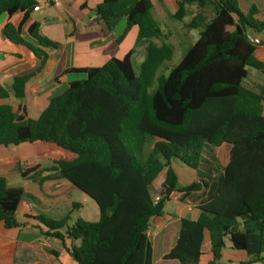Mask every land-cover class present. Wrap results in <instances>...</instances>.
I'll use <instances>...</instances> for the list:
<instances>
[{"label":"trees","instance_id":"obj_1","mask_svg":"<svg viewBox=\"0 0 264 264\" xmlns=\"http://www.w3.org/2000/svg\"><path fill=\"white\" fill-rule=\"evenodd\" d=\"M38 5V0H0V15L24 14L18 28L4 27V37L37 58L33 71L14 79L11 91L17 99L43 71L45 50L59 48L39 34L37 24L28 28L32 41L21 37V26ZM188 5L211 7V18L195 15L183 25L202 29L167 75L159 71L174 48L156 43L162 32L150 0H102L95 13L98 25L111 32L125 22L114 46L137 28L135 47L144 46L138 74L131 49L123 58L111 54L100 67L62 70L56 82L71 74L85 79L69 81L35 120H22L8 105L0 106V146L41 142L72 155L53 161L47 170L52 176L41 177L45 170L39 167L20 174L40 184L64 179L95 204L97 222L77 219L70 225L68 215L36 218L42 236L69 241L65 250L76 264H153L150 221L164 215L173 197L198 201L197 216L179 220L175 244L162 260L200 264L207 233L209 264L220 261L226 240L231 249L248 255L242 264L264 262V87L250 89L243 83L247 68L264 77V62L255 56L264 41L255 45L248 34L264 32V11L251 5L242 12L237 0H181L175 20L186 16ZM8 96L0 86V99ZM222 146L228 150L227 164L216 179L179 183L173 163L197 172L204 149ZM22 197L20 188H8L0 178V224L5 229L20 226L15 212Z\"/></svg>","mask_w":264,"mask_h":264},{"label":"crops","instance_id":"obj_2","mask_svg":"<svg viewBox=\"0 0 264 264\" xmlns=\"http://www.w3.org/2000/svg\"><path fill=\"white\" fill-rule=\"evenodd\" d=\"M179 1L181 0H150L151 15L159 27L160 23L165 24L171 18L174 19ZM237 1L242 12H247L251 5H255L260 12L264 11V0ZM38 2V7L28 15L27 21L21 26V37L30 40L27 33L28 28L32 24H37L39 34L58 43L59 48L57 50H45L48 57L46 65L41 73L27 82L22 99H17L12 94L11 87L16 77L28 74L35 69L37 58L26 47L9 41L3 35L4 27L8 24L18 28L22 23L24 14L18 12L10 16L7 14L0 15V86L9 91L7 99H0V106L8 105L12 112L22 120L37 119L46 108L50 98L56 95L57 86L63 85L66 88V84L70 81L68 76L64 77L63 82L55 81V77L62 70L100 67L109 60L111 54H114L116 58H123L131 49H134V54L136 52L134 46L137 36L136 27H132L122 42L114 46V39L119 35L115 33L116 28L107 32L104 27L95 22V9L102 0H58L57 6L46 4L43 0H38ZM193 6H186V10L190 9V11L191 8L195 7L192 18L204 13L203 9ZM209 19L210 17L206 21ZM161 32L162 37L161 40L156 41L157 44L167 41V37L176 33L168 28L161 29ZM248 34L251 38L262 41L257 38L255 33L250 31ZM167 44L173 46L171 43ZM137 48V52L143 55L144 46ZM173 48L175 50L174 46ZM255 56L264 62L263 46L256 48ZM50 66L51 73L49 74ZM244 86L250 89L256 87H248L245 83ZM61 158L71 159L72 155L54 145L41 142L22 143L8 147L0 146V178L5 180L8 188H20L23 192V197L15 212V218L20 226L15 229H5L0 224V263L12 261V264H76L65 250V247L69 246V241L65 240L64 243L54 239L46 241L47 237L42 236L37 228L36 218L43 216L54 219L51 216L58 215L61 210L62 213H65L70 208V212L77 211L80 206L72 210L73 204L78 205V203L73 202L72 197L82 196L83 200L90 199L64 179L52 177L43 180L40 184L23 178L20 174V171L25 169L39 167L40 170H45L40 174L41 177L52 176L54 172L47 170L52 167L53 161ZM176 164L173 163L172 167L182 186L197 182L199 179L207 180L204 177H198V174H201L199 173L200 168L196 172L180 163H178L179 167ZM169 202L188 207H183V210H180L178 214H165L164 212L162 217L153 218L150 221L147 236L152 247L153 264H157V262L160 264H178L177 262L162 260L163 255L174 246L179 229L176 223L174 236L167 243L166 239L171 234V231L167 232V227L172 219L179 223L181 218L194 220L197 216L198 201L179 202L176 197H173ZM171 216H175V218ZM73 223L74 221L70 218L69 224ZM30 230L38 231V234H23V231ZM162 244L164 245L161 246ZM160 246L166 247L168 250L154 262V249H159ZM50 251L56 254L54 255ZM224 251H222L220 261L216 264H242L249 259L245 252L233 250L230 245L226 257ZM210 262L209 237L205 233L200 264H209ZM253 264H264V262Z\"/></svg>","mask_w":264,"mask_h":264},{"label":"rangeland","instance_id":"obj_3","mask_svg":"<svg viewBox=\"0 0 264 264\" xmlns=\"http://www.w3.org/2000/svg\"><path fill=\"white\" fill-rule=\"evenodd\" d=\"M194 7V6H193ZM195 8V7H194ZM194 8L188 9L186 16L181 20H175L170 19L167 23L163 24L160 23V27L162 30H165V28H168L169 30H172V32H176L174 35L167 37V43H171L175 47V52L171 58V60L165 62L163 66L161 67L159 74L162 72L164 75H167L168 71L176 66L181 58L184 56V54L187 52V50L190 48L191 44L195 42L199 38V33L202 29V27L197 29H184L182 26L186 23H188L192 19V13ZM204 13L201 14L202 17H204V21L211 18V7H206L203 9ZM263 12V11H262ZM125 26V22L121 21L115 29V33L120 34ZM229 30H232V28H228ZM257 35V38L264 41V32L261 33H255ZM136 40V39H135ZM135 46V43H134ZM135 54L133 55L131 59V65L133 68V71L135 74H138L139 72V66L142 63L144 59V53L139 54L138 48H135ZM70 57V55H69ZM248 77L244 80V83L248 87H264V77L257 71L252 68H247ZM51 73V66L49 68V74ZM50 77V75H49ZM69 80H83L85 79L84 74H71L68 75ZM56 94L60 93L62 90H64V86H57ZM56 149V148H55ZM227 148L226 147H219V148H212L206 147L202 154V164L200 165V172L201 174H198V177H204L209 180H214L218 177V174L222 171L223 167L227 164ZM177 167H179V164H176ZM209 171L207 172V170ZM73 202L78 203L80 208L77 211L70 212L71 208L65 213H59L58 215L51 216V218L59 219L63 216H69L72 221H75L77 219H82L86 222H97L98 221V210L95 206V204L91 200H83L82 196L78 197H72L71 198ZM184 206H181L174 202H167L164 207L165 214H178L180 210H183ZM188 207V206H185ZM184 207V208H185ZM175 218V216H171ZM177 226H179L178 222H175V220H170V224L167 227V232L171 231V234L167 237L166 241L169 243L173 236H174V230ZM31 233H37L38 231L30 230V231H23L24 235H29ZM225 248H224V256L226 257L228 255L229 251V242L228 240L225 241ZM162 244L161 246H163ZM166 245V244H165ZM160 246V247H161ZM169 248V247H168ZM168 249L166 247L156 248L154 249V262L157 261V258H159L164 252H166ZM157 264H160L157 262Z\"/></svg>","mask_w":264,"mask_h":264},{"label":"built area","instance_id":"obj_4","mask_svg":"<svg viewBox=\"0 0 264 264\" xmlns=\"http://www.w3.org/2000/svg\"><path fill=\"white\" fill-rule=\"evenodd\" d=\"M44 3L46 4H51V5H55L57 6L59 3H58V0H43ZM252 42L255 44V45H259L260 44V41L257 40V39H253L252 38ZM47 240L46 241H49V240H53V239H50V238H46ZM55 240V239H54Z\"/></svg>","mask_w":264,"mask_h":264},{"label":"water","instance_id":"obj_5","mask_svg":"<svg viewBox=\"0 0 264 264\" xmlns=\"http://www.w3.org/2000/svg\"><path fill=\"white\" fill-rule=\"evenodd\" d=\"M97 12V9H95V13Z\"/></svg>","mask_w":264,"mask_h":264}]
</instances>
